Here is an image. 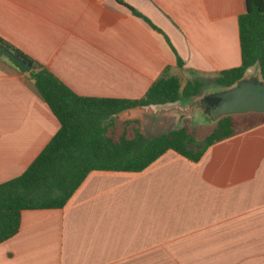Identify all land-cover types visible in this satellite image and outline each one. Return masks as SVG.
<instances>
[{
	"label": "crops",
	"instance_id": "crops-1",
	"mask_svg": "<svg viewBox=\"0 0 264 264\" xmlns=\"http://www.w3.org/2000/svg\"><path fill=\"white\" fill-rule=\"evenodd\" d=\"M120 1L161 33L118 0H0V38L96 99H141L167 67L184 88L240 66L245 0ZM196 99L113 119L156 137L204 122ZM58 130L29 73L1 57L0 184L21 176ZM0 264H264V124L198 162L169 150L141 172L89 173L62 209L22 212Z\"/></svg>",
	"mask_w": 264,
	"mask_h": 264
},
{
	"label": "trees",
	"instance_id": "trees-1",
	"mask_svg": "<svg viewBox=\"0 0 264 264\" xmlns=\"http://www.w3.org/2000/svg\"><path fill=\"white\" fill-rule=\"evenodd\" d=\"M118 3L161 33L134 8L120 0ZM245 5V13L238 19L241 64L211 79L220 89L233 87L254 67L264 81V0H245ZM0 46L31 66L30 78L59 123L56 135L27 170L0 184V244L19 232L22 212L62 209L93 171L141 172L169 150L198 162L210 146L264 124V114L251 113L219 120L201 140L196 138L189 121L181 129L152 137L137 120L116 125L113 118L130 109L198 98L207 80L194 78L182 88L180 79L169 75L167 67L141 99L82 97L2 38ZM1 57L25 73L0 50ZM183 65L178 57L176 67Z\"/></svg>",
	"mask_w": 264,
	"mask_h": 264
},
{
	"label": "water",
	"instance_id": "water-1",
	"mask_svg": "<svg viewBox=\"0 0 264 264\" xmlns=\"http://www.w3.org/2000/svg\"><path fill=\"white\" fill-rule=\"evenodd\" d=\"M0 50L25 72L31 71V66L13 52L2 46ZM193 106L213 125L225 117L264 114V81L259 76L247 75L231 88L219 89L196 99Z\"/></svg>",
	"mask_w": 264,
	"mask_h": 264
},
{
	"label": "rangeland",
	"instance_id": "rangeland-1",
	"mask_svg": "<svg viewBox=\"0 0 264 264\" xmlns=\"http://www.w3.org/2000/svg\"><path fill=\"white\" fill-rule=\"evenodd\" d=\"M247 74L249 76H259L261 78L259 71L256 67L250 69ZM204 80H206V79H204ZM219 89H220V87L215 86L211 80H207V86H206L203 94L198 98H201L203 95L210 93V92H214V91L219 90ZM113 121H114L113 123H117L119 120L113 119ZM194 124L195 125H194V127H192V129H193V132H194V134L198 140H201L203 137H205L214 126L212 123H210L206 120L202 123H200L196 120Z\"/></svg>",
	"mask_w": 264,
	"mask_h": 264
}]
</instances>
